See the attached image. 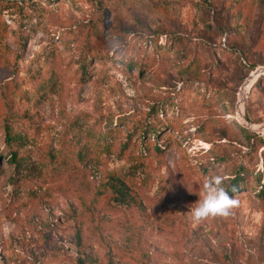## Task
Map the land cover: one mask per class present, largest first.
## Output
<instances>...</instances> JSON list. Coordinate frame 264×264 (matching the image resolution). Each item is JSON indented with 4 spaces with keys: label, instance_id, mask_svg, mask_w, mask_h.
I'll return each instance as SVG.
<instances>
[{
    "label": "rangeland",
    "instance_id": "1",
    "mask_svg": "<svg viewBox=\"0 0 264 264\" xmlns=\"http://www.w3.org/2000/svg\"><path fill=\"white\" fill-rule=\"evenodd\" d=\"M261 137L264 0H0V264H264Z\"/></svg>",
    "mask_w": 264,
    "mask_h": 264
},
{
    "label": "clouds",
    "instance_id": "2",
    "mask_svg": "<svg viewBox=\"0 0 264 264\" xmlns=\"http://www.w3.org/2000/svg\"><path fill=\"white\" fill-rule=\"evenodd\" d=\"M224 175H213L206 178L202 185L199 198L190 205V218L195 223H201L209 218L228 217L239 201L230 195L224 186Z\"/></svg>",
    "mask_w": 264,
    "mask_h": 264
},
{
    "label": "trees",
    "instance_id": "3",
    "mask_svg": "<svg viewBox=\"0 0 264 264\" xmlns=\"http://www.w3.org/2000/svg\"><path fill=\"white\" fill-rule=\"evenodd\" d=\"M249 133L250 135L254 136V138L260 137L252 131H249ZM5 134H6V140L8 142H14L16 139H20L21 137L20 135L16 136V134L12 133L8 124L5 125ZM144 135H145V132H144ZM258 139H260L262 143H264L263 137L258 138ZM157 149L160 150L159 148ZM9 158L12 159L11 162L15 164V167H19L20 164H19V160L16 159V152H11V155ZM240 173L241 171L237 172L235 176L230 180L229 184L226 186L230 194L235 193V191L239 189V187H246V181L243 180L244 178L241 176ZM116 191H117L116 197L120 199L121 201L126 202L130 198L128 197L127 189H124V184H119ZM258 191L261 197L264 198V180Z\"/></svg>",
    "mask_w": 264,
    "mask_h": 264
},
{
    "label": "water",
    "instance_id": "4",
    "mask_svg": "<svg viewBox=\"0 0 264 264\" xmlns=\"http://www.w3.org/2000/svg\"><path fill=\"white\" fill-rule=\"evenodd\" d=\"M255 74L258 76L259 73L256 72ZM246 121H247V120H246Z\"/></svg>",
    "mask_w": 264,
    "mask_h": 264
}]
</instances>
